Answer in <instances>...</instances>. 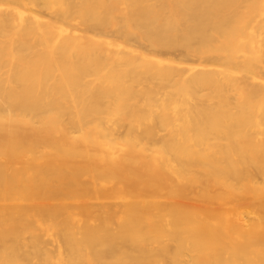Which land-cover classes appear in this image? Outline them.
I'll use <instances>...</instances> for the list:
<instances>
[{"label":"bare ground","instance_id":"1","mask_svg":"<svg viewBox=\"0 0 264 264\" xmlns=\"http://www.w3.org/2000/svg\"><path fill=\"white\" fill-rule=\"evenodd\" d=\"M0 264H264V0H0Z\"/></svg>","mask_w":264,"mask_h":264},{"label":"rangeland","instance_id":"2","mask_svg":"<svg viewBox=\"0 0 264 264\" xmlns=\"http://www.w3.org/2000/svg\"><path fill=\"white\" fill-rule=\"evenodd\" d=\"M134 38H135V37H134ZM134 38H133V40H134ZM136 40H137V38H136ZM136 40H134V42H135ZM136 42H138V40H137ZM148 45H149V44H148ZM148 45H147V46H148ZM149 46H150V45H149ZM147 48H148V47H147ZM149 49L152 50L151 46H150L148 49H146V50H149ZM158 50H159V52L162 51V53H163V51H164V50H161V49H158ZM158 50H157V51H158ZM146 52H148V51H146ZM164 52H165V51H164ZM176 52H177V53H175V51L172 52V53L170 52V54H173V53H174L173 56H174L175 58H176L177 56L179 57V55H177V54H178L180 51H179V52L176 51ZM157 54H158V53H157ZM181 54H182V53H181ZM176 55H177V56H176ZM171 56H172V55H171ZM181 56H184V57H180V58L184 59L185 61L188 60V62H186L187 64L190 63V62H189V61H190V59H189L190 57H189V58H188V57L186 58V55H183V54H182ZM143 58H144V57H143ZM185 58H186V59H185ZM147 59H148V58L145 57L144 60H142V61H144L142 64H144V63L146 64V63H147V61H146ZM198 60L201 61V59H197V60H195V62H194V60H191V61H192V63H195L196 65H198V64H197V63L199 62ZM196 61H198V62H196ZM148 62H149V60H148ZM199 63H200V62H199ZM140 68H141V67H140ZM142 68L144 69L145 66H142ZM142 68H141V70H143ZM155 80H157V79H155ZM155 80H154V81H155ZM155 82H156V84L159 83L158 80L155 81ZM159 84H160V83H159ZM232 92H234V93L232 94V93L230 92V93H231L230 96L232 97L231 99L233 100V99L235 98L234 101H236V97H237V96H236V95H237L236 93H238V92H237V91H232Z\"/></svg>","mask_w":264,"mask_h":264}]
</instances>
